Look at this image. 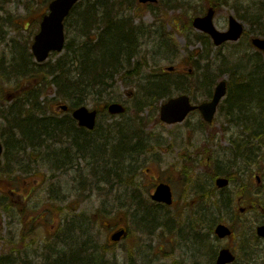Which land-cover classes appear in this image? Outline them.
Segmentation results:
<instances>
[{
  "label": "rangeland",
  "instance_id": "obj_1",
  "mask_svg": "<svg viewBox=\"0 0 264 264\" xmlns=\"http://www.w3.org/2000/svg\"><path fill=\"white\" fill-rule=\"evenodd\" d=\"M180 1V2H178ZM212 1L216 0H164L167 4H176V6L167 7L169 13H177V19L180 22L175 23L174 21H169L168 19L162 18L160 20L158 27L150 28L154 18L151 17L150 12L146 9L143 13V17L136 20L137 24H142L144 28L150 29L149 33L145 36L146 38H141V54L138 56V60H149L150 67L155 70L165 69L169 66H174L177 71L182 73H187L192 67L196 66V63L200 61L201 67L207 65L211 66V72L213 79H231L234 72L236 76H242L249 71L248 69V58L253 54H257L254 50H240L237 51V47L228 45L223 51H219L214 47V45L207 41V37L202 38L201 35L192 27L191 15L198 13L196 9L198 7H208ZM51 0H0V115L5 110V107H9L10 103L8 101L12 100L7 98V96H14L13 99H17L22 102L23 110L26 111L28 105H26V99L34 97L36 98L31 105L34 108H41V111L47 115L59 117H66V114L60 113L57 108L58 103L63 102L65 104H71V99H64L60 95V87L55 85L53 81L54 76L49 75L45 67L39 66L33 56L30 58L31 46L33 44L34 36L38 33L40 28L41 18L48 10V4ZM217 2V1H216ZM80 11L81 13L87 9V5L92 3L90 0H81ZM220 8L215 16L214 23L218 30L223 31L228 27V19L231 16L236 17L238 20L245 24L246 32L248 34H261L264 36V0H220ZM246 9L245 12L243 9ZM136 11L131 15L133 18H139L136 15ZM81 18L78 17L77 13H74L70 19V25L68 27L69 35L67 41L70 39L76 41L77 44L83 41V34L81 32ZM261 21L260 24L257 22ZM72 25V26H71ZM256 25L262 27V29ZM178 29V30H177ZM161 32L165 39L163 41L158 39V33ZM248 35H246L247 37ZM117 40L118 38H114ZM170 39L169 42L171 48L164 46V42ZM205 42L207 44H205ZM245 48V45H243ZM20 54L25 51L27 60L23 62L20 61ZM216 53H215V52ZM30 52V53H29ZM196 55V56H193ZM248 55V56H247ZM58 56H51L46 64H51L52 67H58L57 60ZM264 58V57H262ZM32 62V65L30 64ZM18 67H16L17 65ZM25 65V67H24ZM29 67L32 72V76H21L19 73L22 69ZM50 68V67H48ZM157 69V70H158ZM72 67L70 70H66L67 76L72 78ZM149 71L144 72V78ZM203 70L198 72V81L188 85L187 90L191 92V96L196 101H203L205 97V92L200 90L198 85L203 82L202 79ZM140 86L144 85L143 81L137 80ZM119 86V85H117ZM119 91L111 97H120L122 102L125 103L129 108L132 107L133 111L129 112L125 119L116 117L112 119L108 116H103L99 120L102 122L99 126V132H94V135L89 137L93 147L95 145H105L111 144L115 141L118 142L119 135L117 132V127L114 124H125L132 119L136 122L144 132H146L147 137L141 135L145 139H148L152 143V149L150 153L137 158L140 160L138 163L133 162V165L139 167L142 173L140 182L145 185L144 191L152 192V185L157 182H163L169 179V170L176 168L173 173V188L177 192V206L173 210L175 219L171 220L170 225L176 226L173 231H169L166 227H156L150 229L153 226L151 222L142 220L143 211H137L135 208L122 209L120 214H117L116 209H120L121 205L118 202L123 203H134L135 194L133 193V188L114 191L112 195L107 194V187L104 184H99L97 179L93 178V170L95 169L100 174L104 168L103 161L106 162L108 158L107 155L100 152L85 151L79 154V151L73 147L70 140L67 138H62V131L58 130L56 135L59 138L50 140L47 142L45 148L39 150L40 160L38 163L42 164V168H50L51 163L55 165L52 160L55 158L54 153L58 152V157L66 156L68 151L72 154L74 158V169L63 172L59 174V178L55 185L62 188V192L71 199L82 200L81 195H85L86 199H83L78 205L75 202L73 205V212L70 210H65L62 212L60 217H65V215H70L69 218H77V232L73 240L76 244H73L72 248H65V255L74 257L75 259H80L83 264H96V259L100 254L96 252L88 251V247L93 246L96 249V244L101 242L98 249H101L107 240H109L110 229L114 224L111 222L109 226L102 227L100 223L97 225H91L90 218L95 215L99 209L106 208L107 212L105 217L114 223H120L121 225L127 227L129 232V239L121 241L119 245H116L112 249L113 261L111 264H194L195 255L197 254V249L193 246L192 241L189 237L184 238L180 229H185L186 232L188 226L193 227V222L195 213H193L190 208H186V202L191 203V199L194 195L188 199L184 198L185 187L182 180H178L180 170L183 171L185 164H189L191 157L189 150L191 149V144L193 148L202 145L203 138L205 137V131L217 130L219 137L226 135L228 138L237 139L240 132L242 131V126H237V124L232 125L227 121L224 115L223 109L218 113L215 119V126L208 128L202 120L200 113L194 112L183 124L173 125L172 127L167 126L163 123H156L155 119L159 116V110L157 111L156 106L160 104H154L150 108H145L138 115L136 111L140 107V98L133 99L128 97V93H134V95L141 96L144 100V95L139 92V87L137 89L132 88V86L124 85L119 86ZM108 93H111L110 90ZM145 102V100H144ZM195 102V101H194ZM105 103L104 99L98 101L95 97H89L86 106L91 109L97 108V105ZM146 103V102H145ZM146 107V106H145ZM132 118V119H131ZM135 124V123H134ZM137 128V127H136ZM127 129V127H125ZM111 134L116 136V138H107ZM126 131V130H125ZM247 132V131H246ZM128 133V130L126 131ZM116 134V135H115ZM7 138V137H6ZM6 138L2 137V140ZM220 146H224V149H228L230 146L225 145V141L222 139L217 143ZM50 150L47 147L50 146ZM7 146L12 147V144L7 141ZM93 149V148H92ZM7 156L13 159L14 154L11 151H6ZM31 154V153H29ZM20 154L18 158L21 165H31L33 164L30 156ZM37 154V153H35ZM222 154L220 149L217 148L215 156ZM34 156L33 158H35ZM231 158V156L229 157ZM65 159V158H64ZM225 160V159H224ZM23 165V166H24ZM35 167V166H33ZM150 170V172H148ZM43 172V171H42ZM195 175L194 180H200L204 182L207 180L206 174L203 173L201 168L196 169L192 172ZM1 176V175H0ZM190 176V175H189ZM199 177V179H198ZM75 180V182H74ZM86 182V193L79 192L81 186ZM85 185V184H84ZM1 186V185H0ZM57 190V188H55ZM79 192V193H78ZM42 197L46 201L44 194ZM120 200V201H119ZM150 201V199H149ZM151 202V201H150ZM63 205V204H62ZM104 207V208H103ZM161 218L157 219L159 222H164L167 216H171L172 211L166 210L164 212L159 211ZM60 218V219H62ZM50 222L51 230H54V225L60 223V219L57 217L52 218L47 217ZM59 221L57 222V220ZM142 220V221H141ZM174 221V222H173ZM0 222L5 223L0 212ZM258 221L256 220V223ZM64 224V223H63ZM252 223H245L244 230L249 232L252 228ZM54 226V227H53ZM4 229V226L2 227ZM70 241V240H69ZM213 241V239H212ZM214 246L215 242L213 243ZM80 246L84 248L80 250ZM96 249V250H98ZM213 251V247H212ZM48 255L51 254L50 251L46 250ZM206 257V250L203 252ZM115 255V258H114ZM82 256V257H81ZM118 261V263H115ZM43 257L41 259H34L33 264H42ZM199 264H209V261L200 260ZM105 263V262H104ZM237 264H243L242 260H239Z\"/></svg>",
  "mask_w": 264,
  "mask_h": 264
},
{
  "label": "trees",
  "instance_id": "obj_2",
  "mask_svg": "<svg viewBox=\"0 0 264 264\" xmlns=\"http://www.w3.org/2000/svg\"><path fill=\"white\" fill-rule=\"evenodd\" d=\"M135 1L94 0L89 3L87 10L78 13V17L82 18L81 22L84 24L82 26L84 34L88 33V27L92 29V32L86 38L87 42L76 50L75 42L70 41L66 46V53L57 60L58 67L54 68L50 66L51 64H47L46 67L40 65L45 67L49 75L54 76L53 81L55 85L60 87V95L64 99L69 98L72 100L70 107L81 106L83 103L88 102L89 97L96 96V93L99 95L96 96L98 99L100 97L106 98L108 94L104 97L105 94L101 90L104 89L107 92L119 80L118 76L127 75L130 69L133 68L131 64L133 50L131 49L126 54L131 47L127 46L125 41H134L133 36L137 29H132L129 19L122 16V14L126 10H133L136 5ZM68 25H70L69 22ZM114 38L118 39L115 40ZM95 39L97 41L93 43ZM125 61L128 62L129 66H126ZM70 67L73 70V78L71 76L69 78L65 73L66 70H70ZM182 76L169 74L147 78L146 97L152 96L157 97V99L170 97L173 93L171 92L172 86H177L176 91H183L184 89L181 86L188 84L189 77L188 75ZM214 83L215 79L211 81L210 87ZM248 86H251V83H247L246 87ZM252 93L253 89L247 90L243 95L246 99L252 100L250 96ZM109 100L113 99H108L107 102ZM32 110H35V108ZM32 110L27 109L24 115L18 118L13 117L12 121L7 119L9 123L0 126V134L18 132L23 135L24 139L28 140L34 137L39 138L42 135L50 137L53 130H61L63 134L66 129L72 130V126H75L74 121L71 123V127L64 125L63 122L67 118L58 120L55 117L48 118L45 114L37 116L34 115ZM36 111V114L42 113L39 106L36 107ZM65 135H70V133L66 132ZM56 136L54 135V138ZM120 142V146H122L124 144L123 140ZM107 174L108 172L104 176L105 178L109 177ZM124 182L128 183V181ZM73 264L82 263L75 262Z\"/></svg>",
  "mask_w": 264,
  "mask_h": 264
},
{
  "label": "flooded vegetation",
  "instance_id": "obj_3",
  "mask_svg": "<svg viewBox=\"0 0 264 264\" xmlns=\"http://www.w3.org/2000/svg\"><path fill=\"white\" fill-rule=\"evenodd\" d=\"M243 39L235 43L228 42V44L237 47V51L243 49V51L255 50L253 45L250 46L248 44V41L250 42L249 38L246 43ZM225 44L224 47H222V51L227 46ZM243 45H245V48H243ZM213 134H216V132ZM189 154L191 161L188 165L185 164V167L189 169L190 172L196 171L198 168L207 171V168L201 163V159L203 160L204 158L205 148L199 149L196 147V149H194L193 146H191ZM207 159H209V157H207ZM3 177L2 187H0V199L4 204L0 205V212L2 213L5 223L0 222V258L9 254L8 258L13 264H33L34 259H41V257H43L44 260L47 256L46 250L48 249L46 241L48 235L46 217L49 214V208L45 206V200L42 197L45 190L44 187L40 185L41 180L36 179L27 181L21 178L14 180L9 172L4 174ZM256 177L257 183L260 185L262 178L259 176ZM192 183L193 181L185 182V186L187 187L186 194L189 195L191 193L194 195L193 202H201L205 194L199 189L203 187V185L200 186V183L197 182L196 186L198 188L192 193L189 190ZM243 188L246 189L245 184ZM51 196L53 197V193ZM53 199L57 200V197ZM234 205L235 210L239 212V216L231 209V212L227 213L226 219L224 218V222L231 229L232 235L225 239H217L216 242L221 245V248H227L234 254L237 253L239 259H245L243 261L244 263L249 262L250 264H255L262 256L264 258V254L260 251L256 243H252L246 238H243L245 235L244 232H246V230H244V224L252 223V228L248 232V238L253 240L256 233L254 232L256 229V214L260 215V225H264V200L254 206L255 203L251 194H247L244 190L239 193V197ZM53 214H57V210H54ZM205 215L204 213L202 216L203 229L201 231L207 236L208 229L205 222ZM2 225H4L3 231H1ZM60 239L61 237L58 235L57 241H60ZM236 257L238 256L236 255Z\"/></svg>",
  "mask_w": 264,
  "mask_h": 264
},
{
  "label": "water",
  "instance_id": "obj_4",
  "mask_svg": "<svg viewBox=\"0 0 264 264\" xmlns=\"http://www.w3.org/2000/svg\"><path fill=\"white\" fill-rule=\"evenodd\" d=\"M141 3L152 2L156 0H139ZM78 0H55L50 5V13L45 16L44 21L41 24L40 33L35 37V43L32 47V51L36 56L39 62H44L47 60L51 52L62 51L65 45V30H64V21L66 20L67 15L74 8ZM213 12L210 11V14L205 18L196 19L194 24L198 30H202L210 34L215 44L220 45L226 40H237L243 32V26L231 20V28L228 33H219L217 32L214 24L212 23ZM256 46L263 48L264 42L257 40L255 41ZM169 70H172L169 68ZM226 83H220L215 89V95L212 103H204L200 106L199 109L203 113L207 121H211L215 115L216 107L219 100L226 94ZM64 110H67L68 107L62 106ZM196 107L191 105L189 98L186 95H182L179 98L171 99L168 104L162 107L161 118L163 121L168 124L174 122H182L183 119L187 117L189 112L193 111ZM109 112L112 115L121 114L125 112V109L120 104H112L109 107ZM73 117L79 121L81 127L85 126L89 129H94L96 122V111L90 112L88 108L82 106V108L76 110L73 113ZM3 152V146L0 144V164L1 156ZM224 181H220L223 183ZM153 199L158 202L171 203V192L166 185H161L157 188L156 194L153 196ZM226 229L224 227L219 228L217 233L225 234ZM227 233V232H226ZM124 234V231L115 234L112 238L114 241L121 240V236Z\"/></svg>",
  "mask_w": 264,
  "mask_h": 264
}]
</instances>
